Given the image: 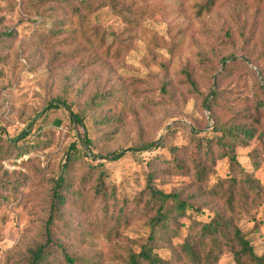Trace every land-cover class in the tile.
Returning <instances> with one entry per match:
<instances>
[{"label":"rangeland","instance_id":"obj_1","mask_svg":"<svg viewBox=\"0 0 264 264\" xmlns=\"http://www.w3.org/2000/svg\"><path fill=\"white\" fill-rule=\"evenodd\" d=\"M68 1L0 0V32L13 33L0 42V144L18 138L22 149L20 156L0 153V179L15 187L0 189L8 196L0 206V264H22L26 250L42 240L52 180L68 154L76 159L71 175H89L81 182L85 188L102 172L117 206L97 217L65 208L71 228L57 237L80 258L74 264H127V253L139 249L149 228L139 215L116 221L119 207L138 201L152 169L153 183L166 192H202L192 174L170 173L154 161L179 146L192 167L195 135L215 122L250 127L254 136L235 146L233 165L228 157L208 163V184L219 183V191L196 195L202 213L179 217L178 230L170 229L159 252L173 264H191L179 244L194 220L219 212L236 217L264 256V139L258 137L264 128V0H215L208 9L207 0H87L91 11L83 20L72 15V6L83 12L84 5ZM94 31L104 34L103 44ZM212 90L210 113L205 98ZM57 98L82 116L89 144L78 143L84 129L74 128L69 111L52 108ZM161 140L166 145L158 149L131 147ZM112 151L123 155L101 157ZM243 171L255 186L247 185ZM226 173L236 180L233 189ZM238 250L235 243L221 248L213 264H235Z\"/></svg>","mask_w":264,"mask_h":264},{"label":"trees","instance_id":"obj_2","mask_svg":"<svg viewBox=\"0 0 264 264\" xmlns=\"http://www.w3.org/2000/svg\"><path fill=\"white\" fill-rule=\"evenodd\" d=\"M59 2L69 3L68 0H57ZM215 0H207L204 3L206 9H208ZM79 4L84 5L82 11L80 7L72 6V15H77L81 20L85 19L87 14L85 11H91V6L87 0H77ZM203 8V6L201 7ZM95 36L99 40V44L104 42V34L101 37L98 36L97 31H94ZM11 31L0 32V42L8 40L12 36ZM96 43V41H90ZM111 46H107L109 51ZM225 59H223L224 62ZM186 73V72H185ZM189 77V73H186ZM210 97L206 96L205 102L209 100L207 109L211 113L212 103L217 95V92H210ZM97 96V95H96ZM92 98V104L95 99ZM60 104L55 103L52 108H57L58 105L64 107L69 111L70 120L74 128L80 126L84 129V136L77 137L78 143L89 144L90 140L87 138L85 126L83 124V118L78 112L71 110V107L65 100L56 99ZM1 129V128H0ZM28 132L23 134V138ZM77 135V134H76ZM254 136V129L237 124H221L215 122L212 124L211 130H207L203 135H195L194 140V155L191 156L193 166L186 164L183 156L180 155L181 148L179 146H169L170 156L169 158H163L157 156L154 164L157 166L163 165V167L170 171V173L177 175H193L195 179L201 184L200 189L202 192L211 191L215 195L219 191V183L217 186H209L210 180V167L214 159L217 157H228L232 161V165L235 162L236 156L234 153L235 146L240 143H248ZM260 139H264V128L259 133ZM2 137L0 136V141ZM18 138L4 140V144H0V153L3 156L15 154L20 156L21 152L16 153L17 150H22L21 146L16 141ZM165 141H150L131 146L132 149H136L139 152L148 151L151 148L158 149L164 147ZM75 149V146H71ZM122 151H112L103 156L105 160H118L122 157ZM255 156L252 155L254 166L257 167L255 162ZM74 157L71 154L67 155L66 162L63 165L61 173L52 180L49 194L48 213L44 221L43 226V238L40 242L35 243L32 247L28 248L23 257L22 264H74L80 262V258H77L74 253L68 248L66 244L59 240L58 234L62 233L61 229L71 228V222L64 217V209L74 208L76 211L83 212L85 214L94 213V217H97V213H103L109 211L110 207L114 208L116 205L115 194L113 190H110L103 178L102 172L95 177V182L90 187L85 188L81 182H83L87 176V172L83 174L79 179L74 178L71 175L73 165L75 164ZM153 164V163H152ZM237 166L238 163H237ZM152 172L155 170L152 169ZM150 172L148 174L147 185L140 195L137 196L138 201L131 203L128 207L122 204L119 207L116 221L121 217L124 220H128L130 217L139 215L146 217L147 227L149 228V234L146 240L141 243L137 251H129L127 253V264H173L170 259L163 257L160 254L159 248L161 244L166 241V235L170 229L177 231L175 227L179 217H184L193 211L197 214L202 213L200 206H195L193 200L196 199V195H201L202 192H194L187 197H183L180 191L166 192L163 188L157 187L153 183L154 174ZM244 172V171H243ZM90 173V172H88ZM248 176L247 172H244ZM248 177L244 178V181L250 187L255 186L254 181ZM225 179L229 180L230 186L233 189L236 184L234 176L230 173H226ZM73 182L78 184V189L73 192ZM12 181L7 179H0V189L13 190L15 187L11 184ZM8 186V187H7ZM7 187V188H6ZM4 188V189H3ZM241 191V188H238ZM1 191V190H0ZM91 192V193H90ZM10 193V192H9ZM230 197L226 199L227 206L232 209L234 207L235 199L232 200L233 192H230ZM8 196H0V206L3 200H7ZM108 213V212H107ZM60 223L59 230L57 226ZM190 225L191 233L187 234L183 241L179 244L182 248L183 256L189 260L191 264H213L217 259L216 251L221 248L231 249L235 243L238 245L239 250L234 254L235 264H264V256L258 254L255 248L249 244L248 239L245 238V233L241 231L236 224V217H225L216 212L208 221H193ZM208 244V248L205 250L204 246ZM87 264V260L83 261ZM91 264V263H88ZM92 264H96L95 262Z\"/></svg>","mask_w":264,"mask_h":264},{"label":"water","instance_id":"obj_3","mask_svg":"<svg viewBox=\"0 0 264 264\" xmlns=\"http://www.w3.org/2000/svg\"><path fill=\"white\" fill-rule=\"evenodd\" d=\"M213 90L211 91V94H212Z\"/></svg>","mask_w":264,"mask_h":264}]
</instances>
